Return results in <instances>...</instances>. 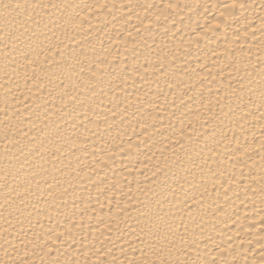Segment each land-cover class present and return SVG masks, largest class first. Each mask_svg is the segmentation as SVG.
<instances>
[{
  "label": "bare ground",
  "instance_id": "bare-ground-1",
  "mask_svg": "<svg viewBox=\"0 0 264 264\" xmlns=\"http://www.w3.org/2000/svg\"><path fill=\"white\" fill-rule=\"evenodd\" d=\"M0 264H264V0H0Z\"/></svg>",
  "mask_w": 264,
  "mask_h": 264
}]
</instances>
